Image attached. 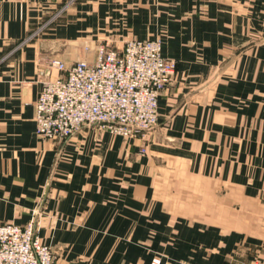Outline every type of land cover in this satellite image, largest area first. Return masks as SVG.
Returning <instances> with one entry per match:
<instances>
[{
  "label": "crops",
  "instance_id": "1",
  "mask_svg": "<svg viewBox=\"0 0 264 264\" xmlns=\"http://www.w3.org/2000/svg\"><path fill=\"white\" fill-rule=\"evenodd\" d=\"M67 1L0 0V223L33 220L57 264L264 261V0ZM156 37L154 128L37 135L39 60Z\"/></svg>",
  "mask_w": 264,
  "mask_h": 264
},
{
  "label": "built area",
  "instance_id": "2",
  "mask_svg": "<svg viewBox=\"0 0 264 264\" xmlns=\"http://www.w3.org/2000/svg\"><path fill=\"white\" fill-rule=\"evenodd\" d=\"M161 46L158 37L125 39L120 47L99 40L92 58L70 64L53 56L39 60L58 74L40 81L34 116L37 135L62 142L84 126H96L133 138L154 128L158 96L175 70V61L162 56ZM90 49L84 46V51ZM261 189L264 192V184ZM0 264H57V258L54 249L40 241L33 220L22 225L3 222ZM152 264H160V258H153Z\"/></svg>",
  "mask_w": 264,
  "mask_h": 264
},
{
  "label": "rangeland",
  "instance_id": "3",
  "mask_svg": "<svg viewBox=\"0 0 264 264\" xmlns=\"http://www.w3.org/2000/svg\"><path fill=\"white\" fill-rule=\"evenodd\" d=\"M73 1H74V0H68L67 3H66V5H68L69 3H72ZM66 5H65V6H66ZM65 6H64L63 8H61V9H59V10H58V11H57V12L51 17V19H49V20L46 21L44 24H41V26H39L37 29H35L29 38H31V37H35L38 33H40V31L42 30V28H43L45 25H48L49 22H52V21H54L56 18H58V17L61 15V13L63 12V9L65 8ZM53 57H55V56H53ZM45 65H46V64H45Z\"/></svg>",
  "mask_w": 264,
  "mask_h": 264
}]
</instances>
